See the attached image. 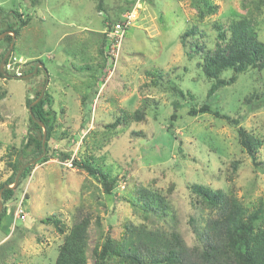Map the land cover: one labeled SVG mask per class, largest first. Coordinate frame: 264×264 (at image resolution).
Wrapping results in <instances>:
<instances>
[{"label":"rangeland","instance_id":"obj_1","mask_svg":"<svg viewBox=\"0 0 264 264\" xmlns=\"http://www.w3.org/2000/svg\"><path fill=\"white\" fill-rule=\"evenodd\" d=\"M30 1L0 0L4 13L11 14L13 8L30 16L28 25L12 40L11 59L2 66L8 74L0 78V90H6L0 98V180L9 174L6 164L15 156L11 155L12 148L26 140L29 123L25 99L33 96L43 79L42 72L29 80L12 74H22L37 58L46 67V88L50 95L53 93L51 105L56 109L62 101L60 92H65L59 105L65 107L59 113L61 128L55 130L66 133L49 140L51 156L43 163L32 164L29 175L15 190L16 198L8 203L14 226L10 225L4 237L0 232V264H53L65 232L83 216L90 221L87 264H93L91 248L96 237L107 232L116 238L129 234L132 226L128 232L124 225L130 221L141 222L146 230H175L186 248L195 252L193 228L216 214L193 205L186 188V183L193 181L233 191L247 205L264 204V168L255 166L241 148L235 127L209 112L192 117L186 113L189 107L203 103L208 87L196 58L187 57L179 40L196 21L189 0H134L133 22L126 30L116 66L106 81L104 76L98 80V86L102 85L93 105L86 102L84 107L78 104L79 96H89L92 86L87 85L95 80L88 81L90 72L78 67L89 65L94 69L95 61H102L97 49L101 33L107 29L106 16L121 15L119 5L123 0H104L102 10L96 6L98 0ZM213 1L218 5L217 12L198 22L204 32V36L198 33L199 42L210 48L215 42L211 22L218 19L227 23L245 12L243 4L249 0ZM256 19L258 38L264 41V10ZM6 34L11 33L1 38ZM4 46L5 42H0V51ZM154 69L163 73L156 84L150 82L148 73ZM98 74L99 69L90 75ZM175 84L189 90L194 98L182 100L176 96L171 91ZM249 91L264 93V69L240 75L233 86L216 95L211 107L233 111ZM174 100L183 106L171 121ZM242 107V125L263 140L257 157L264 162V104L253 109ZM136 110L140 118H135ZM118 115L125 121L106 128L105 124ZM64 151L73 152L75 160L82 158L116 176L115 194L103 193L97 180L74 162L73 168L61 164ZM140 186L165 194L172 214L159 217L148 210L149 215L143 217V207L129 203V199L137 202L135 193ZM18 208L23 210L22 218L17 217ZM52 214L60 218L64 233L40 222ZM145 243L160 245L157 236L154 242L142 243V248Z\"/></svg>","mask_w":264,"mask_h":264},{"label":"trees","instance_id":"obj_2","mask_svg":"<svg viewBox=\"0 0 264 264\" xmlns=\"http://www.w3.org/2000/svg\"><path fill=\"white\" fill-rule=\"evenodd\" d=\"M30 2H35V0H31ZM103 3L104 0L97 1L96 6L98 10L103 9ZM189 3L196 11V21L190 23L181 33L179 40L185 49L187 57L189 59L196 58V66L202 72L208 83V87L205 99L202 101L203 103L197 107H189L186 113L192 117L198 113L209 112L235 127L238 143L241 148L247 153L255 166H262L264 168V162L257 157L258 148L263 145V140L242 125L244 118L242 106H246L249 109L260 107L264 104V93L256 91L247 92L238 100L233 111L224 112L219 108L211 107L210 104L220 91L233 86L239 80L240 75L252 70L260 71L264 69V41L258 38L255 28L258 22L256 18L264 10V0H249L243 4L245 12L239 15L236 14L227 23L218 19L213 20L211 27L215 32V42L212 48L208 47L204 42H199L198 33L204 36V32L199 28L198 22L216 13L218 5L213 0H189ZM134 5V0H123L122 4L119 5L120 10L123 9L121 15H116V18L106 16L107 28L111 29L117 21L122 19L123 13L131 11ZM2 12L3 8L0 6V34L4 31L13 32L14 37H17L20 30L28 25L30 16L27 13L24 16L17 9L13 8L9 10L11 14ZM9 16L11 19H9ZM11 39V34H6L0 39V42H5L4 48L0 51V60L6 52ZM106 42L107 34L106 32H102L97 49L102 61H95L94 69L89 65H80L78 67V69L82 67L84 70L90 72L88 81L95 80L87 85L92 86L89 96L86 94L81 95V97L79 96L80 104L83 107L86 102L93 105V100L99 93V88L102 85L99 84L98 86V80L102 81V77L105 74L104 69L107 66ZM187 48H189L188 51ZM13 51L14 48L12 47L10 54L4 60V65L11 59ZM38 62L42 61L38 58L35 59L33 64L20 75L33 71L35 64ZM44 68L46 70L45 66ZM97 69H99L97 77L90 75ZM4 72L7 73L5 70ZM40 72L43 74V79L39 83V87L34 91L31 98L26 97L25 99L29 123L26 140L20 147L12 148L11 155L15 156L6 164L9 174L3 180H0V189L2 188L0 192L2 203L0 210V232L5 233L3 237L9 233V228L14 218L8 208V203L16 198L15 190L29 175L33 165L30 164L23 168L16 186L5 188L4 186L11 185L21 167L40 155L43 152V148L44 152L37 163L47 161L52 151V148L49 146V140L53 136L55 139H60V135L63 136L66 133L64 130H55L56 128H61V125L58 124V121H61L59 113L60 111H64L65 107L63 106L62 108L59 105L63 104V95L65 93L62 94L59 91L62 101L56 109V107L51 105L53 93L50 95V91L46 88L40 100L32 105L31 113L28 111V105L38 97L46 81V74L43 67H38L37 71L27 78L28 80L32 79ZM148 73L152 77L150 80L152 84H156L163 77L160 69H154ZM12 75L16 76L15 73ZM5 77L6 75L0 70V78ZM48 81L47 79V84ZM1 90L0 98L6 93V90ZM171 91L182 100H186L187 97L188 99L194 98L189 90H183L177 84L171 85ZM53 92L55 91L53 90ZM171 105L174 111L170 114L169 119L175 121V118L178 116L176 111L183 105L178 100L172 101ZM139 111H141L140 115L142 116L144 109ZM134 115H136L135 118H140L137 115V110L134 112ZM37 121H40L42 125ZM122 121L124 122L125 118L118 115L113 122L105 124V127L115 128ZM169 124L172 125V122ZM43 127L46 133L44 145H42ZM53 154H55V151ZM72 155L73 152L64 151L60 154V159L65 160ZM73 162L79 168L84 169L89 176L97 180L103 193L112 196L115 194L114 184L117 180L116 176H111V174L103 171L101 168H95L82 158L75 160L73 156ZM186 188L193 205L216 214V217L213 219L209 218L207 221H203V223L193 228V238L195 240L193 246L195 252H190L191 249L188 250L186 248L187 246L184 245L183 239L175 230L168 231L164 228L146 230L145 228L147 227L141 224V222L132 223L130 221L127 224L125 223L124 226L128 232L132 226L131 234L124 233V236L116 238L107 232L96 237L95 243L91 248L93 264H264V204L262 202H259L255 206L247 205L242 200H239L233 191L214 189L209 185L196 181L186 183ZM170 190L172 189H168V191ZM135 196L137 202L129 199V203L132 206L139 205L143 207V217L149 215L148 210L158 214L159 217L172 214L171 202L165 194L151 187H138ZM40 222L52 224L60 233L66 231L60 218L55 214L42 217ZM89 223V217L83 216L71 225L64 234L63 242L59 246L53 264H87V229ZM12 226L14 225L12 224ZM156 236L160 241V245L153 247L145 243V247H141V244L144 242H154Z\"/></svg>","mask_w":264,"mask_h":264},{"label":"built area","instance_id":"obj_3","mask_svg":"<svg viewBox=\"0 0 264 264\" xmlns=\"http://www.w3.org/2000/svg\"><path fill=\"white\" fill-rule=\"evenodd\" d=\"M135 1L136 3H139L142 0ZM131 13V11L124 12L121 20L117 21L111 29L107 28L105 30L107 34V42L105 46L107 66L104 69V81H106L111 76V73L116 66V62L119 58L120 48L124 36L126 34V30L133 22V18H131ZM61 164H63L67 168H73V155L70 158L65 159ZM16 214L18 218H22L24 215L23 210L21 208H18V210H16Z\"/></svg>","mask_w":264,"mask_h":264},{"label":"water","instance_id":"obj_4","mask_svg":"<svg viewBox=\"0 0 264 264\" xmlns=\"http://www.w3.org/2000/svg\"><path fill=\"white\" fill-rule=\"evenodd\" d=\"M5 33H7V31H4L3 33H1V34H0V38H1ZM11 35H12V39H11V41H10V43H9V46H8L6 52L4 53L2 59L0 60V70H1L5 75H7V74L2 70V66H3L4 60L7 58L8 54L10 53V50H11L12 45H13V43H12V40H13V38H14V34H13V32H11ZM38 67H43V70H44V72H45V74H46V81H45V83H44V85H43V87H42V89H41V91H40L38 97L28 105V111H29V113H31V107H32V105H34L37 101L40 100V98L42 97V95H43V93H44V91H45V89H46V85H47V73H46V70H45L43 64H42L41 62H38V63L35 64L33 71H31V72H29V73H27V74H24V75H20V74H17V75H16L17 77L28 78V77H30L31 75H33V74L37 71V68H38ZM37 122H38L39 124L42 125V123H41L40 121H37ZM45 135H46V133H45V128L43 127L42 145H44ZM43 152H44V148H43ZM43 152H42L40 155H38L36 158H34V159L30 160L29 162L25 163V164L21 167V169L17 172V174H16V176H15V179H14V182H13L11 185H9V186H8V185H5L4 188H5V187H14V186H16V184H17V182H18V178H19V176H20V174H21L23 168H25L26 166H28V165H30V164H34L36 161H38V160L41 158ZM1 190H2V188L0 189V192H1ZM1 207H2V203H1V198H0V210H1Z\"/></svg>","mask_w":264,"mask_h":264},{"label":"crops","instance_id":"obj_5","mask_svg":"<svg viewBox=\"0 0 264 264\" xmlns=\"http://www.w3.org/2000/svg\"><path fill=\"white\" fill-rule=\"evenodd\" d=\"M63 93H65V92L63 91ZM78 104L81 105V104H80V101H78Z\"/></svg>","mask_w":264,"mask_h":264}]
</instances>
